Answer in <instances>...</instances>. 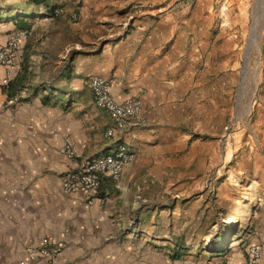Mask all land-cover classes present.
Here are the masks:
<instances>
[{
  "label": "crops",
  "instance_id": "1",
  "mask_svg": "<svg viewBox=\"0 0 264 264\" xmlns=\"http://www.w3.org/2000/svg\"><path fill=\"white\" fill-rule=\"evenodd\" d=\"M24 1L0 0V43L30 30L15 67H0L7 79L0 83V264L26 260L45 237L65 248L30 264H237L252 244L264 264V201L250 241L225 249L219 241L214 248L198 231L205 193L181 198L174 184L154 181L171 175L183 143L175 116L185 108L186 73L175 63L179 38L169 41L175 33L141 26L96 33L73 19L67 5L55 16L58 0ZM93 75L111 80L116 100L142 101L140 115L111 137L112 119L88 85ZM66 138L73 158L62 152ZM120 142L136 157L119 187L105 177L92 203L84 194L63 193L68 171ZM196 188L186 182V192Z\"/></svg>",
  "mask_w": 264,
  "mask_h": 264
},
{
  "label": "rangeland",
  "instance_id": "2",
  "mask_svg": "<svg viewBox=\"0 0 264 264\" xmlns=\"http://www.w3.org/2000/svg\"><path fill=\"white\" fill-rule=\"evenodd\" d=\"M58 1L96 33L136 26L175 33V63L186 73L185 108L175 116L183 143L171 175L154 181L174 184L181 198L205 193L198 231L207 246L250 241L264 201V0L257 29L259 0ZM192 181L194 194L186 192Z\"/></svg>",
  "mask_w": 264,
  "mask_h": 264
},
{
  "label": "built area",
  "instance_id": "3",
  "mask_svg": "<svg viewBox=\"0 0 264 264\" xmlns=\"http://www.w3.org/2000/svg\"><path fill=\"white\" fill-rule=\"evenodd\" d=\"M45 3L49 0H35ZM63 12L62 8H55L54 15L58 16ZM30 34L29 29L20 30L10 36L7 42L0 43V67L12 69L15 67L16 53L20 42ZM7 84V79H1L0 83ZM94 95L95 104L105 110L112 119L113 126L108 129L107 135L113 136L117 130L126 129L130 123L137 118L142 111V101L139 98L118 101L111 92V80L102 75H93L88 82ZM62 152L69 158L74 157L73 142L70 138L64 140ZM135 153L125 143H117L109 154L99 155L81 164L79 167L68 171L62 178V191L64 194H84L88 203L93 202V195L97 193L105 179L111 178L116 186H120L125 168L135 160ZM65 248V243L45 237L38 247L28 251V258L20 261L19 264H30L39 256L55 259ZM262 250L252 244L248 248L246 260L237 264H261Z\"/></svg>",
  "mask_w": 264,
  "mask_h": 264
},
{
  "label": "bare ground",
  "instance_id": "4",
  "mask_svg": "<svg viewBox=\"0 0 264 264\" xmlns=\"http://www.w3.org/2000/svg\"><path fill=\"white\" fill-rule=\"evenodd\" d=\"M260 2H262L261 0H259L257 2V6H256V10H255V13H256V16H255V26H256V29H257V26L260 24V14L258 12L259 8H260ZM262 23V22H261ZM243 93V91H242ZM241 99H243V97L241 96L240 100H239V103L241 102Z\"/></svg>",
  "mask_w": 264,
  "mask_h": 264
},
{
  "label": "trees",
  "instance_id": "5",
  "mask_svg": "<svg viewBox=\"0 0 264 264\" xmlns=\"http://www.w3.org/2000/svg\"><path fill=\"white\" fill-rule=\"evenodd\" d=\"M37 4H38V2L37 1H35Z\"/></svg>",
  "mask_w": 264,
  "mask_h": 264
}]
</instances>
